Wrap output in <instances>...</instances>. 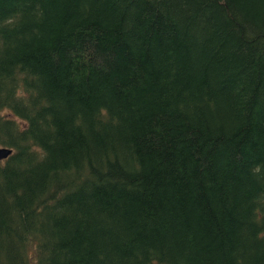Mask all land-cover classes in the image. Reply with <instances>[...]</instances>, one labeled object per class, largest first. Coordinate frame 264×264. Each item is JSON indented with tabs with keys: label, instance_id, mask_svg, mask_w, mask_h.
I'll use <instances>...</instances> for the list:
<instances>
[{
	"label": "trees",
	"instance_id": "1",
	"mask_svg": "<svg viewBox=\"0 0 264 264\" xmlns=\"http://www.w3.org/2000/svg\"><path fill=\"white\" fill-rule=\"evenodd\" d=\"M0 264H264V0H0Z\"/></svg>",
	"mask_w": 264,
	"mask_h": 264
},
{
	"label": "water",
	"instance_id": "2",
	"mask_svg": "<svg viewBox=\"0 0 264 264\" xmlns=\"http://www.w3.org/2000/svg\"><path fill=\"white\" fill-rule=\"evenodd\" d=\"M11 154V148L0 147V161L7 159Z\"/></svg>",
	"mask_w": 264,
	"mask_h": 264
},
{
	"label": "rangeland",
	"instance_id": "3",
	"mask_svg": "<svg viewBox=\"0 0 264 264\" xmlns=\"http://www.w3.org/2000/svg\"><path fill=\"white\" fill-rule=\"evenodd\" d=\"M1 147V146H0ZM3 161V160H2Z\"/></svg>",
	"mask_w": 264,
	"mask_h": 264
}]
</instances>
